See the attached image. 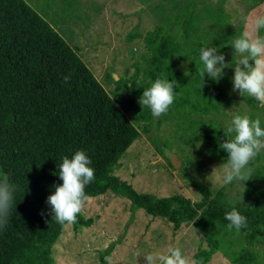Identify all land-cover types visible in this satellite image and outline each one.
<instances>
[{"label": "trees", "instance_id": "1", "mask_svg": "<svg viewBox=\"0 0 264 264\" xmlns=\"http://www.w3.org/2000/svg\"><path fill=\"white\" fill-rule=\"evenodd\" d=\"M243 2L251 10L264 0ZM198 3L199 0L185 3L174 21L172 17L162 18L158 12L161 23H154L153 30L159 37L157 43L163 33L164 50L173 53L176 45L185 58L180 59V50L176 47L179 58L166 54L167 65L165 62L162 67H173L183 78L192 73L194 66L203 70L199 59L201 47H216L224 55L229 50L234 51L231 41L244 31L246 23L247 14L233 27L222 10L215 13L203 3L200 9L212 18L211 29L205 31L200 24L205 18L201 12H196ZM137 29L138 25L132 33L136 35ZM151 31L144 33L148 35ZM127 37H123L125 44L133 41H128ZM142 37L139 34V40ZM132 50L129 54H133ZM229 57L233 63L237 59L234 54ZM68 74L71 80L64 83L63 76ZM224 75L227 88L221 89V100L231 97L235 103L243 105L242 108L247 105L246 115L252 119L259 117L264 127V107L252 98L233 92L234 68H225ZM181 80L177 78L175 87ZM213 81L208 78L206 83ZM116 82L123 95L141 97L142 92L126 90L120 80ZM218 103V109L224 110L228 105ZM251 106L257 109H250ZM209 114L195 115L200 120ZM139 136V130L76 51L45 20L23 0H0V177L7 176L17 187L8 223L0 228V264H55L53 246L65 226L52 220L47 198L55 190L53 185L63 183L58 176L60 158L71 156L76 150H84L92 161L90 166L95 169V180L86 186V194L98 198L110 192L127 199L130 222L141 209L151 219H165L173 231L190 223L205 233L211 247L219 248L224 244L228 254L224 257L230 259L231 264H264V253L255 248L264 238V151L249 165L253 170L251 179L246 183L234 181L242 187L235 196L226 190L234 182L221 188H209L190 178L198 193L195 202L183 196L154 198L138 194L115 174L120 168V158ZM233 208L248 221V227L238 233L228 231L225 220V213ZM91 224L92 219L78 214L77 223L72 227L77 231ZM114 248L115 244L111 243L98 253L100 264H105L104 257ZM235 249V255L229 252Z\"/></svg>", "mask_w": 264, "mask_h": 264}, {"label": "rangeland", "instance_id": "2", "mask_svg": "<svg viewBox=\"0 0 264 264\" xmlns=\"http://www.w3.org/2000/svg\"><path fill=\"white\" fill-rule=\"evenodd\" d=\"M55 1L51 8L53 16L59 17V13L71 14L69 7L61 8L58 3L60 0ZM192 1L194 0H79L82 5L79 12L82 13V16L79 14L81 21L71 22L70 34L64 38L72 44L93 76L139 130L140 136L120 158V168L115 174L138 194H149L154 198L183 196L190 202H195L198 193L193 188L191 179L209 188L222 187L219 181L213 185L207 179L213 169L227 158V153L219 147V143L226 139L222 128L231 123L233 107L242 115L247 114L249 107L245 105V109L242 108L243 105H238L234 98L228 96L224 101L221 100L220 94L227 88L223 79L225 75L219 81H213L215 85L212 82L211 86L206 83L208 77L203 79L200 75L198 66H194L195 69L185 78L173 67H162L165 62L167 65L166 54H175L177 58L179 56L176 45L172 48L173 53L164 50L163 33L157 43L159 37L153 28L155 24L161 23L158 12H161L162 18L172 17L174 21L184 4ZM200 1L208 4L215 13L222 10L228 15L227 20L233 27L247 14L243 26L249 32L252 31V17L264 14V3L250 10L244 0H199L196 12H201L205 18L200 23L205 31L211 29L212 18L200 9L203 4ZM44 4H51V0H44ZM161 7L163 10H158ZM132 25H138L137 33L141 35L153 31L141 40L135 33H131L127 39L133 41L125 44L123 37ZM113 30L115 33H123V37L113 38ZM58 31L61 32L60 29ZM256 34L264 35V29ZM118 45L122 47H117ZM129 45L131 46L126 50ZM169 47L171 49V45ZM119 48L122 49L121 57L116 56L118 50H115ZM131 49L132 55L137 54L128 57ZM178 53L180 59L185 60L182 51ZM233 54L234 51L231 50L226 52V62L231 63L229 56ZM161 74L170 80L180 78L182 83L175 87L174 103L159 118H154L147 107L142 108L138 102L140 97L123 95L116 82L120 80L126 90L143 93ZM218 102L228 105L224 110L218 109ZM250 109L257 108L251 106ZM204 112L212 115L197 120L195 114L203 115ZM171 156L177 157L178 169L171 166ZM221 171L217 169V175ZM240 184L234 182L226 190L231 191V196H235L242 190ZM129 208L130 202L127 199L115 197L110 192L91 198L80 214L85 219H92V224L80 227L77 231L72 225L63 228L60 238L53 246L55 264H100L98 253L111 243L115 244L110 254L114 264H145V253L163 250L169 244L178 246L183 254L202 264H231L230 259L225 258L228 254L224 244L219 248L211 247L205 233L190 223H184L180 229L173 231L171 224L165 219H151L143 210H138L134 214V221L130 222ZM255 248L261 254L264 253V238L255 244ZM236 251L229 250L233 255Z\"/></svg>", "mask_w": 264, "mask_h": 264}, {"label": "clouds", "instance_id": "3", "mask_svg": "<svg viewBox=\"0 0 264 264\" xmlns=\"http://www.w3.org/2000/svg\"><path fill=\"white\" fill-rule=\"evenodd\" d=\"M251 24V32L245 30L231 41L230 46L238 57L234 63L226 62L225 55L216 47H201L199 59L204 67L200 75L203 79L207 76L219 81L225 68H234L233 92L252 98L264 107V35L256 34L264 29V14L254 15ZM70 80L71 74L63 76L64 83ZM176 83L161 74L143 90L138 102L143 109H150L154 118H159L174 103ZM231 112V123L222 128L226 139L219 143V147L227 153L226 161L215 167L207 177L213 185L217 181L221 186L234 181L246 183L252 176L250 163L264 151V127L261 119L242 115L234 107ZM91 164L92 161L84 150H76L71 156L63 155L60 158L58 176L63 183L53 185L55 190L47 198V204L50 206L52 220L61 226L77 223L78 214L91 199L85 191L86 186L95 180V169ZM217 169L222 170L220 175H217ZM16 191V185L10 183L7 176L0 177V228L8 223ZM225 220L228 221V231L235 230L238 233L242 228L248 227L247 217L236 208L225 213ZM143 257L145 264H202L183 254L174 244H169L163 250L147 252ZM104 261L105 264H114L111 255H106Z\"/></svg>", "mask_w": 264, "mask_h": 264}, {"label": "crops", "instance_id": "4", "mask_svg": "<svg viewBox=\"0 0 264 264\" xmlns=\"http://www.w3.org/2000/svg\"><path fill=\"white\" fill-rule=\"evenodd\" d=\"M23 1L31 9H33L43 20H45L53 28V30H55L66 42H67V40L64 38V36L70 34V32H69V25H70V23L71 22H74V21H77V22H80L81 21L80 20L81 17L79 16V14L81 15L82 13H79V12H80V9H81L80 6H82V5H81V3H79V0H65V3L63 2V0H60L58 3L60 4L61 8L69 7L71 9V14H69V15H63V14L59 13V17L53 16L54 15V12L51 9L52 6L54 5V2L56 3L55 0H51V4H44V0H42L41 2H38V0H23ZM58 8H59V6H58ZM84 22H85V20H83L82 24H84ZM135 26L136 25H132L131 28L132 27L133 28L132 29H129V30H132L131 33L132 32H135V30H134V27ZM245 26H246V24H245ZM58 29L61 30L60 33H59ZM78 30H79V28L76 29L75 31H78ZM244 31H245V27H244ZM113 33H114V36H115L113 38L123 37L121 35L123 33H118V32L115 33L114 30H113ZM145 35L146 34L144 33L143 36H145ZM126 36H128L127 30H126V34L124 35V38H126ZM136 36L139 37V34L137 33ZM124 38H123V40H124ZM68 45L70 47H72V44L70 42L68 43ZM113 46H116V45H113ZM119 46H121V45H118L117 47H119ZM126 50H128V46L126 47ZM115 51H117L116 52V56L119 55V57H121L120 56V53L122 52V49L119 48V49H116ZM127 55L129 57V56H134L136 54L132 55V54H129L128 53ZM127 55H125L124 58H126ZM124 58H122V60H126ZM127 70H129V68Z\"/></svg>", "mask_w": 264, "mask_h": 264}, {"label": "water", "instance_id": "5", "mask_svg": "<svg viewBox=\"0 0 264 264\" xmlns=\"http://www.w3.org/2000/svg\"><path fill=\"white\" fill-rule=\"evenodd\" d=\"M170 162H171V166H172L174 169H178L179 162H178V159H177L176 156H171V158H170Z\"/></svg>", "mask_w": 264, "mask_h": 264}]
</instances>
